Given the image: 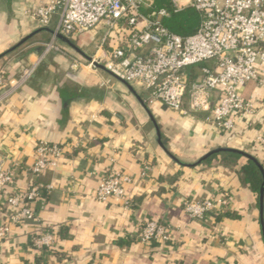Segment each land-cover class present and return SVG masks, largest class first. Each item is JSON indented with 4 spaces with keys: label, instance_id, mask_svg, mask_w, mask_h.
I'll list each match as a JSON object with an SVG mask.
<instances>
[{
    "label": "crops",
    "instance_id": "0c3cea01",
    "mask_svg": "<svg viewBox=\"0 0 264 264\" xmlns=\"http://www.w3.org/2000/svg\"><path fill=\"white\" fill-rule=\"evenodd\" d=\"M36 0H0V54L42 26L32 15ZM70 38L83 51L91 37ZM50 38L40 32L25 45L0 58V69L18 76L37 60ZM53 52L34 76L0 107V158L17 168L14 187L0 195V220L12 210L6 197L31 183L52 185L45 203L33 204L39 220L14 227L0 239V264H264V239L259 196L238 172L249 160L226 159L224 152L197 166H182L158 143L156 125L166 149L185 163H195L217 147H230L256 157L264 167V90L255 83L241 88L246 98L258 97L254 116L239 118L231 132L220 131L201 116L182 115L161 102L146 103L147 93L88 65L66 44ZM146 104V108L143 105ZM41 140L63 144L56 168L31 173ZM111 170L129 173L127 209L115 197L101 201L96 189ZM223 191L232 195V217L211 214L192 220L183 210L187 199H204ZM164 220L173 227L169 242L143 244L136 237L144 220ZM41 228L56 237L54 249L39 250L31 237Z\"/></svg>",
    "mask_w": 264,
    "mask_h": 264
},
{
    "label": "built area",
    "instance_id": "2783aa9c",
    "mask_svg": "<svg viewBox=\"0 0 264 264\" xmlns=\"http://www.w3.org/2000/svg\"><path fill=\"white\" fill-rule=\"evenodd\" d=\"M32 13L42 27H51L69 38L104 28L92 61L73 59L76 69L102 63L131 84L142 86L146 103L161 102L182 115L201 116L220 131L231 132L239 118L255 115L258 97L246 98L241 88L255 83L264 90V0H172L176 12L192 7L201 15L198 30L183 36L162 23L169 15L166 9L155 10L153 0H36ZM53 52H65L55 37L42 44L35 62L15 77L0 69V107L6 99L24 86L38 66ZM256 141L264 147V134ZM65 146L41 140L31 166L35 176L56 168ZM17 168H10L0 158V195L14 187ZM133 182L129 173L111 170L101 176L96 196L101 201L120 199L132 207L126 187ZM52 185L31 183L6 197L12 211L0 220V239L11 236L14 227L39 220L37 201L45 203ZM232 195L223 191L204 199H187L184 212L192 220H203L211 214L231 211ZM174 229L164 220H144L136 239L148 244L169 242ZM56 237L51 229L41 228L31 237L39 250L54 249ZM96 264V263H92Z\"/></svg>",
    "mask_w": 264,
    "mask_h": 264
},
{
    "label": "water",
    "instance_id": "95a60500",
    "mask_svg": "<svg viewBox=\"0 0 264 264\" xmlns=\"http://www.w3.org/2000/svg\"><path fill=\"white\" fill-rule=\"evenodd\" d=\"M40 32H47L49 33L50 37H55L58 41L66 44L67 46H69L70 48H72L73 50H75L77 53H79L81 56H83L87 61H92V56L87 54L85 51H83L76 43H74L72 41V39H70L69 37L56 32L54 29H52L51 27H41L35 31H33L32 33L28 34L27 36H25L24 38H22L15 46H13L12 48H10L9 50L5 51L4 53L0 54V58L4 57L5 55L14 52L15 50H17L18 48L22 47L23 45H25L32 37H34L36 34L40 33ZM40 50H42V47H39ZM94 66L103 71L104 73L114 77L115 79L123 82L128 88L129 90L135 94L140 100L141 97H139L134 89V87L132 86L131 83L127 82L126 80L122 79L121 77H119L118 75H116L113 71H111L108 67H106L104 64L102 63H94ZM142 101V100H141ZM143 105L145 106V108L147 107L146 104L143 102ZM151 119L153 120V122L156 125V129H157V136H158V143L161 145V147L166 151V153L173 159L175 160L178 164L182 165V166H197L203 162H205L207 159L211 158L212 156L216 155V154H220V153H224V152H229V153H235V154H239L241 156L246 157L248 160L252 161L253 163H255L257 165V167L259 168V171L262 175V183L260 186V192H259V211H260V224H261V229H262V235H263V239H264V167L263 165L260 163V161L254 157L253 155L239 150V149H235V148H230V147H217L215 149H212L211 151H209L208 153H206L205 155H203L198 161H196L195 163H185L183 161H181L180 159H178L176 156H174L171 152H169L163 141H162V136H161V132L153 118V116L151 115Z\"/></svg>",
    "mask_w": 264,
    "mask_h": 264
},
{
    "label": "trees",
    "instance_id": "16d2710c",
    "mask_svg": "<svg viewBox=\"0 0 264 264\" xmlns=\"http://www.w3.org/2000/svg\"><path fill=\"white\" fill-rule=\"evenodd\" d=\"M153 2L155 10L166 9L168 11L169 15L162 18V23L170 31L179 35L188 36L198 30L201 23V15L196 9L189 7L176 12L172 0H153ZM225 156L228 160H237L241 157V155L235 153H227ZM210 161L211 158L206 160L207 163ZM238 172L250 189L259 196L262 175L257 165L249 160L239 168ZM225 215L228 217L233 216L230 211L225 213Z\"/></svg>",
    "mask_w": 264,
    "mask_h": 264
},
{
    "label": "rangeland",
    "instance_id": "374dc122",
    "mask_svg": "<svg viewBox=\"0 0 264 264\" xmlns=\"http://www.w3.org/2000/svg\"><path fill=\"white\" fill-rule=\"evenodd\" d=\"M104 31V28H99L97 30L94 29L88 32V35L91 37L90 44L87 47L89 52H93L95 50L96 45L101 41ZM72 38L74 39L76 37L73 36Z\"/></svg>",
    "mask_w": 264,
    "mask_h": 264
}]
</instances>
